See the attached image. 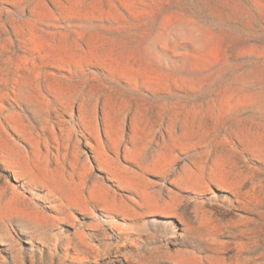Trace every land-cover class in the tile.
I'll return each mask as SVG.
<instances>
[{"label": "rangeland", "instance_id": "374dc122", "mask_svg": "<svg viewBox=\"0 0 264 264\" xmlns=\"http://www.w3.org/2000/svg\"><path fill=\"white\" fill-rule=\"evenodd\" d=\"M0 264H264V0H0Z\"/></svg>", "mask_w": 264, "mask_h": 264}]
</instances>
